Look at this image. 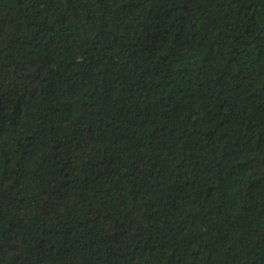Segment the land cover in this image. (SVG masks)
Listing matches in <instances>:
<instances>
[{"label":"trees","instance_id":"trees-1","mask_svg":"<svg viewBox=\"0 0 264 264\" xmlns=\"http://www.w3.org/2000/svg\"><path fill=\"white\" fill-rule=\"evenodd\" d=\"M0 264H264V0H0Z\"/></svg>","mask_w":264,"mask_h":264}]
</instances>
